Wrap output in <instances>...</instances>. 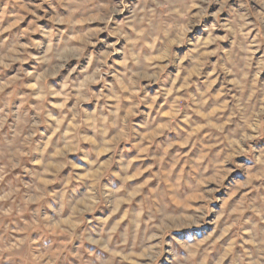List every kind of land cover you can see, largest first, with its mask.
<instances>
[{"label": "rangeland", "instance_id": "1", "mask_svg": "<svg viewBox=\"0 0 264 264\" xmlns=\"http://www.w3.org/2000/svg\"><path fill=\"white\" fill-rule=\"evenodd\" d=\"M0 264H264V0H0Z\"/></svg>", "mask_w": 264, "mask_h": 264}]
</instances>
